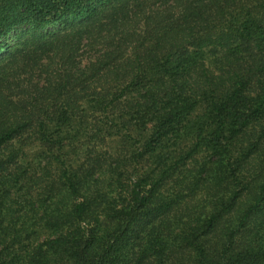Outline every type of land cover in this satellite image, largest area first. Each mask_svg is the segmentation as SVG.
Returning <instances> with one entry per match:
<instances>
[{
  "label": "trees",
  "instance_id": "obj_1",
  "mask_svg": "<svg viewBox=\"0 0 264 264\" xmlns=\"http://www.w3.org/2000/svg\"><path fill=\"white\" fill-rule=\"evenodd\" d=\"M0 264H264V0H0Z\"/></svg>",
  "mask_w": 264,
  "mask_h": 264
},
{
  "label": "rangeland",
  "instance_id": "obj_2",
  "mask_svg": "<svg viewBox=\"0 0 264 264\" xmlns=\"http://www.w3.org/2000/svg\"><path fill=\"white\" fill-rule=\"evenodd\" d=\"M10 41L12 42V39H10Z\"/></svg>",
  "mask_w": 264,
  "mask_h": 264
}]
</instances>
